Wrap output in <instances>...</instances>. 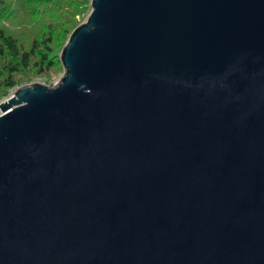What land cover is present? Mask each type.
Segmentation results:
<instances>
[{"label": "water", "instance_id": "1", "mask_svg": "<svg viewBox=\"0 0 264 264\" xmlns=\"http://www.w3.org/2000/svg\"><path fill=\"white\" fill-rule=\"evenodd\" d=\"M89 6L0 101V264H264V0Z\"/></svg>", "mask_w": 264, "mask_h": 264}, {"label": "trees", "instance_id": "2", "mask_svg": "<svg viewBox=\"0 0 264 264\" xmlns=\"http://www.w3.org/2000/svg\"><path fill=\"white\" fill-rule=\"evenodd\" d=\"M88 1L20 0L35 29L32 34L25 32L19 38L0 25V99L18 87L20 74L24 75L32 67L49 69L58 62V56L53 58L54 48L61 47L74 28L75 6ZM8 4L0 0V23L6 18V12L13 9Z\"/></svg>", "mask_w": 264, "mask_h": 264}, {"label": "rangeland", "instance_id": "3", "mask_svg": "<svg viewBox=\"0 0 264 264\" xmlns=\"http://www.w3.org/2000/svg\"><path fill=\"white\" fill-rule=\"evenodd\" d=\"M5 2H8V5L11 4L13 9L10 12H6V18L0 23V25L5 26L19 38L25 32L32 34L35 26H32L33 20L28 14L27 8L20 4V0H5ZM75 7V15L73 17L75 21L74 27L84 22L87 14L90 11L89 1L88 4H79V6L77 5ZM24 29H26V31ZM61 47L54 48V51L52 53L54 55L53 58H56L59 55ZM38 69V67H32L29 71H26L24 75L20 74L19 80L21 81L17 86L27 85L31 83H40L45 86L51 87L58 82V79L61 77L63 72L59 58L58 62H56L51 68H43L41 70ZM12 91H10L5 97H2L0 101L9 97Z\"/></svg>", "mask_w": 264, "mask_h": 264}, {"label": "built area", "instance_id": "4", "mask_svg": "<svg viewBox=\"0 0 264 264\" xmlns=\"http://www.w3.org/2000/svg\"><path fill=\"white\" fill-rule=\"evenodd\" d=\"M12 92H13V91H12ZM12 92L10 93V95L12 94ZM10 95H9V96H10Z\"/></svg>", "mask_w": 264, "mask_h": 264}]
</instances>
